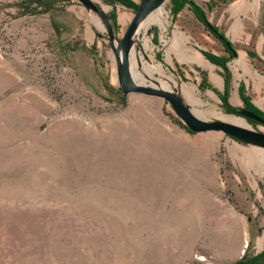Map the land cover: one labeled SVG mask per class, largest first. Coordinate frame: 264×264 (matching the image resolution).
<instances>
[{"label": "rangeland", "instance_id": "374dc122", "mask_svg": "<svg viewBox=\"0 0 264 264\" xmlns=\"http://www.w3.org/2000/svg\"><path fill=\"white\" fill-rule=\"evenodd\" d=\"M43 1L0 0V264H264V150L121 92L111 45L140 0H90L107 22L78 0ZM185 1L235 56L190 4L174 11L183 0L165 1L145 56L141 36L132 49L205 101L213 92L218 112L246 98L264 113V0Z\"/></svg>", "mask_w": 264, "mask_h": 264}, {"label": "water", "instance_id": "95a60500", "mask_svg": "<svg viewBox=\"0 0 264 264\" xmlns=\"http://www.w3.org/2000/svg\"><path fill=\"white\" fill-rule=\"evenodd\" d=\"M78 1L82 3L85 7H88L97 14H99L103 21L107 22V17L104 15V13L90 0ZM163 1L164 0H140L137 11L130 21L125 36L121 41H119V44L122 43L121 55L120 45H111V50L113 51L115 59L116 77L121 87L122 94L128 95L131 93H140L147 96L160 97L172 106L182 123L185 125L186 129L190 130L191 132H222L227 137L233 140L239 141L244 144L253 145L264 150V133L253 129L239 127L237 125L226 123L221 120L206 121L199 119L184 104L182 99L178 98L174 94L165 90L157 89L152 85H142L132 81V76L130 75V55L132 43L135 39L134 34L136 27L140 18L143 15L157 8ZM108 29L110 30L109 27ZM110 40H112L111 35ZM232 114L238 115L239 117H243L246 121H248V119H252L256 123L264 124V119L260 118L258 115L252 112L235 110ZM235 264L245 263L237 262Z\"/></svg>", "mask_w": 264, "mask_h": 264}, {"label": "bare ground", "instance_id": "6f19581e", "mask_svg": "<svg viewBox=\"0 0 264 264\" xmlns=\"http://www.w3.org/2000/svg\"><path fill=\"white\" fill-rule=\"evenodd\" d=\"M165 1L166 0H164L157 8H155L151 12L143 15L140 18L138 25L136 27L134 37L137 40H140L141 37L143 38L144 42L142 45V53L144 56L146 54V51L149 49V41H148V38L144 36V33H146L152 25L159 26L161 31H164L166 29L167 20H166V17H164ZM101 24H99L98 26L104 29ZM173 39H174V42H177L182 38L180 37L178 39V37L175 36ZM116 44L118 45L119 42H116ZM119 45H120V55H121L122 43ZM243 56L244 55L241 54L240 58H243ZM143 57H142V54L139 52V50L131 49L130 75L132 76L134 80L138 81V84L146 85V81H148L147 78L150 79L151 80L150 84L153 87L168 91L174 94L175 96H177L178 98L183 99V102L190 104L193 107V111H192L193 114L199 119H206V118L214 117L226 123H231L239 127L251 129V127L247 124V122L244 119L236 117L234 115L224 114L220 111L218 112L216 105L210 104L209 102L210 100L217 101L216 95L213 92H209L206 94L207 101H205L201 97L198 91V88L195 85L185 84V83L180 84L179 81H177L174 77L168 76L160 69V67L155 66L151 61V57H147L146 59L148 60L147 61L148 67H147V65L143 61ZM197 57L199 59H198V62L197 61L196 62L199 63V65L205 67L207 70H209L211 80L214 83H216V85L222 87L221 80L216 74L213 73V68H214L213 65L209 64L205 59L199 57L198 55ZM239 63H240V60H239ZM139 68H141V70H139ZM236 95L237 94L233 95V99H232L233 103H237ZM204 107H207V108H204ZM263 131H264V128H263ZM245 244H246V240H245Z\"/></svg>", "mask_w": 264, "mask_h": 264}, {"label": "trees", "instance_id": "16d2710c", "mask_svg": "<svg viewBox=\"0 0 264 264\" xmlns=\"http://www.w3.org/2000/svg\"><path fill=\"white\" fill-rule=\"evenodd\" d=\"M108 2H113L115 0H106ZM184 4H190V9L192 10V12L195 14V16L200 20V21H204L208 28L212 31L214 37L216 39H218L220 41V43L222 44V46L224 47L225 51L231 55V56H235V51L232 48L230 42L223 36V34H221L215 27L211 26L210 24H208L205 20L204 14L202 12V10L195 4L193 3H189L185 0H183L182 3H175V8L174 11L177 13L181 8L182 5ZM47 2L43 1V0H29L27 6L30 8L31 6L33 7L32 10H30V12L32 11H37L38 8L41 7H48L46 6ZM249 55L252 57L253 54L249 52ZM205 56L207 57V59L214 64H218V65H222L224 64V62L226 61V58H214L213 56H211L210 54H205ZM222 101L226 102L225 97L221 96ZM244 103H246L249 107H251L253 109L254 112L262 115L264 117V113H262L261 111L255 109L253 106H251L246 98H243ZM234 110H228V112L233 113ZM252 122V121H251ZM253 123V122H252ZM188 130V129H187ZM189 132H191L190 130H188ZM258 258H256L255 260H251L252 262H256Z\"/></svg>", "mask_w": 264, "mask_h": 264}, {"label": "flooded vegetation", "instance_id": "af4514ba", "mask_svg": "<svg viewBox=\"0 0 264 264\" xmlns=\"http://www.w3.org/2000/svg\"><path fill=\"white\" fill-rule=\"evenodd\" d=\"M235 110H236V109H234V111H235ZM238 111H248V112H252V113L258 115L260 118L264 119V117H263L262 115H260V114H258V113H256V112H254L253 109H252L251 107H249L248 105H246L245 103H243L242 108H241L240 110H238ZM248 120H249V121H252L253 123H256V122H255L254 120H252V119H248ZM256 124H258V123H256Z\"/></svg>", "mask_w": 264, "mask_h": 264}, {"label": "crops", "instance_id": "0c3cea01", "mask_svg": "<svg viewBox=\"0 0 264 264\" xmlns=\"http://www.w3.org/2000/svg\"><path fill=\"white\" fill-rule=\"evenodd\" d=\"M185 52H186V54H187V52H189L187 49H185ZM243 229H244V227H243ZM237 263V262H236Z\"/></svg>", "mask_w": 264, "mask_h": 264}]
</instances>
